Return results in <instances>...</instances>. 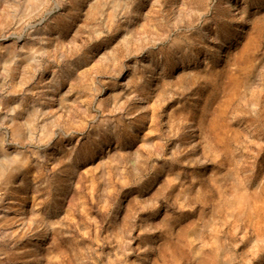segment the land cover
Wrapping results in <instances>:
<instances>
[{
    "label": "rangeland",
    "instance_id": "obj_1",
    "mask_svg": "<svg viewBox=\"0 0 264 264\" xmlns=\"http://www.w3.org/2000/svg\"><path fill=\"white\" fill-rule=\"evenodd\" d=\"M0 264H264V0H0Z\"/></svg>",
    "mask_w": 264,
    "mask_h": 264
}]
</instances>
